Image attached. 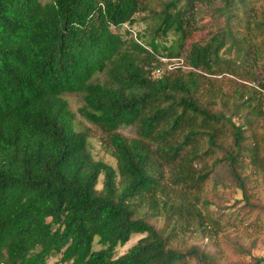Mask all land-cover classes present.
I'll list each match as a JSON object with an SVG mask.
<instances>
[{"label":"trees","instance_id":"1","mask_svg":"<svg viewBox=\"0 0 264 264\" xmlns=\"http://www.w3.org/2000/svg\"><path fill=\"white\" fill-rule=\"evenodd\" d=\"M148 12L157 26L137 30ZM253 12L251 0H0V264H224L170 246L165 229L179 215L205 236L203 213L176 206L170 187L206 180L226 203L205 198L206 209L264 216L243 165L264 172V9ZM225 78L229 90L216 88ZM71 96L117 168L75 130ZM127 128L139 138L123 136ZM220 187L242 198L228 206ZM224 242L238 264H264L257 240Z\"/></svg>","mask_w":264,"mask_h":264},{"label":"rangeland","instance_id":"2","mask_svg":"<svg viewBox=\"0 0 264 264\" xmlns=\"http://www.w3.org/2000/svg\"><path fill=\"white\" fill-rule=\"evenodd\" d=\"M251 1L253 2V13H257L264 9V0ZM140 18H142L143 21L140 22L137 30L149 32L157 26L156 17L151 12L142 14ZM114 32L118 33L119 30L114 29ZM134 37L135 33H132L131 39ZM164 63L168 64L170 67L175 65L180 66L183 64V62L180 60H172V62H170L172 64H169L167 60H164ZM263 75L264 74H262V76ZM222 80H224L223 83L220 81L214 83L216 88L221 89L223 86H226L225 90H229L227 86V83H229L228 80H226V78ZM240 83H243V81H240ZM68 100L70 102L69 108L75 114V130L80 133L86 132L88 134L94 158L96 160L101 159L105 163L117 168L116 159L112 156V150L105 139L106 135H104L100 128L83 119L78 113V109L82 106V99H77L71 96L68 98ZM258 123L259 127L257 128L256 132L258 133V136H264V122ZM120 133L130 140L139 138L134 128L121 129ZM218 133L221 135V137H223V139H225V129H222ZM208 160L209 159L196 163V169H202L208 164ZM249 160V158H246L243 164L245 167H247L246 175L249 176V180L247 179L249 194L253 197V202L256 205L264 207V172L258 173L254 168L255 166L251 165ZM163 171L165 179H163L162 182H164V185H167L170 178L169 169L165 168ZM118 184L121 186L123 182L119 180ZM212 186L213 182L206 180L197 188H186L184 186L170 187V189H172L170 190V196L172 201L176 203V206L183 204L184 207H195V209L203 213L206 224L204 230L205 236H203L201 235V231L198 229V226L193 224L191 220H189L190 224L186 225L187 218L184 220L183 218H180L179 215H176L173 218L172 223L169 224L165 229L167 235H169V245L181 251H187L191 247H199L205 253H210L212 255L215 254L218 257L226 258L224 264H238L240 259L244 258L229 252L228 245L224 242V238L226 236H231L233 238L238 237L241 242H243L244 245L248 247L251 246V243L257 240L258 246L254 249L253 254L255 256L264 257V216L261 214L260 216L259 214L255 213L253 214L254 216L252 215L249 218V220L241 221L238 219L239 217L234 216V211H238L236 208H230V210H226L224 213H221L220 209L217 210L215 206L211 207L209 210L206 209L203 204L205 198H207L208 201H216L219 207L226 205L223 200H216ZM99 189L102 190L101 185L99 186ZM217 190L218 191L215 192L216 195L220 192H225L224 195H228V206H231L236 200L242 198L240 191L236 190V193H233L234 189H223L220 187ZM137 209L139 213L140 210H142L141 206H138ZM144 211L145 210L142 211V214ZM151 222L156 227L162 228L164 227L166 221L163 216H156V218L151 219ZM140 239H142V236H134L126 246L119 247L117 249L116 257L126 254L135 244H137ZM101 248L102 246L96 243L95 249L99 250ZM59 262V258H53L50 259L47 264H58ZM188 264H195V260L194 262L190 261Z\"/></svg>","mask_w":264,"mask_h":264}]
</instances>
